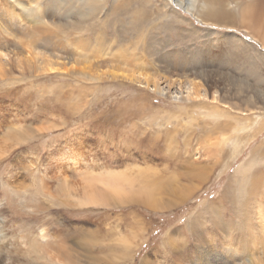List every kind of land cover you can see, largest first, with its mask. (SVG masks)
<instances>
[{
	"label": "rangeland",
	"instance_id": "obj_1",
	"mask_svg": "<svg viewBox=\"0 0 264 264\" xmlns=\"http://www.w3.org/2000/svg\"><path fill=\"white\" fill-rule=\"evenodd\" d=\"M165 1L166 9L145 5L150 19L134 25V16L113 11L114 0L101 16L57 0V16L63 4L73 7L68 19L84 29L75 38L94 62L123 56L129 62L119 69L36 74L0 56V145L7 129L31 132L0 156V264H244L252 240L264 241V41L238 20L200 23ZM8 37L0 30V55L24 58ZM189 81L191 100L172 99ZM78 169L120 176L124 193L137 196L79 207L38 192L41 175L46 183ZM116 238L127 253L114 261ZM64 239L69 262L31 246Z\"/></svg>",
	"mask_w": 264,
	"mask_h": 264
},
{
	"label": "bare ground",
	"instance_id": "obj_2",
	"mask_svg": "<svg viewBox=\"0 0 264 264\" xmlns=\"http://www.w3.org/2000/svg\"><path fill=\"white\" fill-rule=\"evenodd\" d=\"M42 1H45L46 9H41L40 5L42 3H40L39 0H27V1L25 0H0V30L2 31L3 34L11 38L9 39L10 42L13 41L15 45L20 44L23 46V51L19 54L26 52V56L24 58L19 57L17 54V56H14L15 58H12V59L8 58V55L10 56V54L6 53L8 54L6 55L3 52L4 55L2 54L0 55V56H3V59L5 58L7 60H13V62L17 64V66L22 71H28V72L31 71L36 74L45 73V72L53 73L54 71H58V70L60 71L63 68L67 71V69L72 70V69H77L78 67H80L79 71H85V70L95 71L96 69L99 70V67H102V66H109V67L119 69L123 63L129 62L127 59H123L124 57L121 56L120 59L109 58V59L102 60L101 64H98V62L95 63L94 61H96V59H95V56L93 55V53L95 52L93 53L89 52L87 50V45L83 44L82 41L78 39L76 40L75 38L77 33L81 34L84 29H80L79 23H78L79 25H77L73 23V21H69L68 18H70L71 17L70 15L73 14V11H72L73 7L67 6L68 4L67 5L63 4V10H61L63 14H59L57 16L56 10H55V7H57V0H42ZM62 1L63 0H60V3ZM77 1L80 7V10L77 11L78 13H82V10H85L93 16L100 15L103 8L107 5V2H109V0H77ZM151 2L152 0H114L113 11L118 9V12L120 13L121 16H124V14L134 16V20H135L134 25H136L138 21L139 23H142L144 21L147 22L150 19L151 10H148L147 8H149V6L151 5ZM154 2L158 3L159 6L160 5L164 6L163 7L164 9H166L168 6V2L165 0H154ZM263 2L264 0H231V2H227L226 0H174V3L178 9L183 10L186 14L190 15L191 17H193V19H196L200 23H206L212 26H217V27H223V26L232 27L234 25L231 24V20H236V21L238 20L241 25L246 26L245 31L249 30L248 32H250L251 37L255 35L256 37L261 39L260 41H264V36H262V34H264V30H263L264 29V18L261 17V12L263 10ZM145 5L146 7L147 6L148 7L146 8ZM156 8L157 10L161 9L158 7ZM171 9L169 11L173 13L174 11L177 12L175 9H172V10ZM164 13H167V12H164ZM53 15L57 16V18L60 17L59 19L64 22L55 23L53 21ZM128 15H125V17ZM160 15H162L161 12H160ZM97 20L99 19L97 18ZM130 21H132V19ZM131 23H133V21L130 22V24ZM254 27H256L257 30L253 32ZM56 30L62 32L63 35L57 32ZM79 48L81 50H79ZM88 62L90 65H87ZM5 64L10 65L8 62H5ZM73 64H75L76 66H74ZM142 65L144 64H140L139 66L142 67ZM93 66L95 67L92 68ZM188 83H189V86L185 88V91H182V90L178 92L175 91V95L171 98L175 100L190 101L191 100L190 97L193 95L191 93V90L194 89L196 85L193 84V86L191 87L193 82L189 81ZM153 90L157 92L158 94H162V95L170 93L169 91L164 92V89L160 88V86L154 87ZM203 94H204L203 98H205V92ZM198 96L195 95V97H198ZM258 110L261 111L263 110V108H259ZM50 128H54V126L50 125V126H46L45 128L40 127L36 129L35 131L34 130L33 131L34 133H36L41 129L49 130ZM30 133L31 132L23 131V130L21 131L19 129L18 130L7 129L4 135H2L3 138L7 141H5L4 139H2L1 141L2 144L0 145V156L6 152L7 147L9 145L20 143L21 140L29 138L28 135ZM78 170L81 172L76 171V173L73 175L74 177L73 176L69 177L70 175L68 176L67 174H63L62 172H60V174L57 173L56 176L54 175L53 179L48 178L49 182H46V183L41 182L42 180L41 178H43V176L41 175L39 177L40 182L38 183V189H37L38 192H41L42 194H49V195L53 193H60L62 196L66 198L67 202H69L70 204L74 202V204L79 207L80 206H90V205H102V204H107V203L114 205L123 200H127L130 197L135 196L136 193L138 192V191L132 190L131 193L129 194L124 193L125 189L120 185V182H119L120 176H102L97 173L90 172L91 170L90 171H85V170H80V169ZM71 174H73V172H71ZM50 181H54L56 185L53 186V184H51ZM15 186L16 188H18L19 190L23 192H25V190H22L21 188L26 189L27 187L26 185H23L20 182H16ZM73 192H75L76 194L77 192H79V194H81L82 196L81 195H79L78 197L73 196ZM39 204L41 206L44 205L42 200ZM259 214H260L259 218L260 219L262 218L264 221V210L260 209ZM262 234L264 235V225H262ZM66 240L67 239L60 240V241L54 240L45 245L32 244L31 246L34 248V251H36L39 254V257H41L40 254H43L45 257H48L51 260L57 261V260L65 259L67 262H69V257L71 256V248L66 243L67 242ZM40 241L45 242V238L43 236H40ZM253 241L254 243L251 245V247L247 248V250L245 251V253H248L249 255L248 261L246 262L248 264H264V241L252 240V242ZM257 245H260L261 248H257ZM0 249L5 250L6 247L1 245ZM121 253H124V254L127 253L126 247L124 246V244L122 243L120 239L116 238L113 251L109 252V257L115 261L120 258L119 256L121 255ZM247 263H244V264H247Z\"/></svg>",
	"mask_w": 264,
	"mask_h": 264
}]
</instances>
